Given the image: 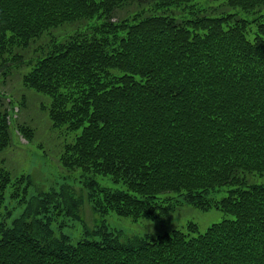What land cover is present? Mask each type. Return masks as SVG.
<instances>
[{
  "label": "trees",
  "instance_id": "trees-1",
  "mask_svg": "<svg viewBox=\"0 0 264 264\" xmlns=\"http://www.w3.org/2000/svg\"><path fill=\"white\" fill-rule=\"evenodd\" d=\"M263 9L264 0H0V76L28 68L20 98L0 92V154L13 125L35 139L36 126L19 120L33 91L53 129L80 130L58 159L89 175L100 216L155 219L179 201L232 215L197 236L122 238L83 221L75 243L53 216L82 221L83 196L68 183L30 195L29 175L0 166V209L11 186L22 207L0 219V264H264V182L253 179H264Z\"/></svg>",
  "mask_w": 264,
  "mask_h": 264
},
{
  "label": "rangeland",
  "instance_id": "rangeland-1",
  "mask_svg": "<svg viewBox=\"0 0 264 264\" xmlns=\"http://www.w3.org/2000/svg\"><path fill=\"white\" fill-rule=\"evenodd\" d=\"M219 2L220 0H211L210 2L200 0V4L204 6H217ZM132 8L133 7L117 10L116 17H123L127 14L128 9ZM240 15L248 18L250 17L244 12H240ZM255 32L256 26L252 25V31L249 34L250 39L254 37ZM26 71H28V68L24 66L20 69L12 68L7 78L1 75L0 92L4 91L6 96L10 95L17 99L20 98L21 94L25 93L23 89L24 86L22 85V75ZM27 94L29 97L28 108L21 111L19 120L29 122L36 126V137L33 141H27L15 130L13 125L12 144L0 154V166L9 169L15 178L29 175L31 179L29 185L30 195L40 191H49L52 188H59L63 183H68L83 196V205L80 210L82 221L70 217L57 216V218L53 216L52 225L56 226V223L64 221V229L72 237L73 242L76 243L78 240L84 238V232H82L84 230L83 221L88 229H95V227L99 225L98 223H103L109 230L118 232L121 234L122 238H125L136 234L164 233L166 231H171L173 228L188 232L190 236H197L198 234L206 232L213 223L232 218V215L219 209L203 211L190 204L181 202L179 200H182V198L179 199L174 193H171V195H173L175 200L179 201V203L177 208L167 216L155 219L144 218L137 221H134L130 217L120 216L115 213H110L104 217L100 216L92 209V205L87 199V192L83 187V181H85L89 175L83 174L81 170H76L74 172L68 171L60 164L58 159L62 147L66 143L74 141L76 135L80 133V130L77 132H67L65 128L53 129L46 114L39 108V102L45 99L44 95H36L33 91H28ZM8 104V100L6 99L5 105L7 107ZM15 114L16 110H13L11 115L14 117ZM253 179L260 183L264 182V179L259 177H253ZM96 180L101 186L113 190L126 188L123 183L114 182L110 176L98 175ZM24 184H26V182ZM13 189L14 188L11 186L7 190L5 202L0 209V219H3L1 218L3 215H9L11 213V216L7 218L10 220L18 215L22 208L19 206L16 199L11 197V191ZM226 190V186L220 187L218 191L213 192L212 195L217 197L225 196L227 194ZM190 222L197 225L196 230H187V225ZM89 238L99 239L92 236H89Z\"/></svg>",
  "mask_w": 264,
  "mask_h": 264
}]
</instances>
